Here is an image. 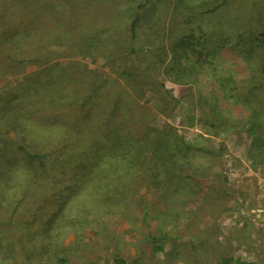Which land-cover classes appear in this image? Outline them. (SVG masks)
I'll use <instances>...</instances> for the list:
<instances>
[{
	"label": "rangeland",
	"instance_id": "obj_1",
	"mask_svg": "<svg viewBox=\"0 0 264 264\" xmlns=\"http://www.w3.org/2000/svg\"><path fill=\"white\" fill-rule=\"evenodd\" d=\"M57 1L0 0V264L250 262L264 147L231 95L264 80V0ZM116 125L129 168L85 170Z\"/></svg>",
	"mask_w": 264,
	"mask_h": 264
},
{
	"label": "trees",
	"instance_id": "obj_2",
	"mask_svg": "<svg viewBox=\"0 0 264 264\" xmlns=\"http://www.w3.org/2000/svg\"><path fill=\"white\" fill-rule=\"evenodd\" d=\"M23 1V5L27 4V0H22ZM42 2L43 6L45 9H47L50 12H57L58 8H57V4H59V2L57 0H52V2H48L49 0H32V3L34 2ZM45 1V2H43ZM61 1V0H60ZM138 20V14L135 15V18L131 21L130 25H129V31L132 37L136 36V26L135 23ZM264 37V31H261L258 36L254 39V42L258 43L260 42ZM264 64V63H263ZM261 73H263V71H260ZM50 73L52 74V70L50 71ZM126 80H130L129 77H125ZM221 84L224 83L226 81V78L224 77H219L217 79ZM105 81H101L98 84H96L91 92L86 95L83 96L82 98H80L78 100V102L75 104L76 105V112H81L83 114L84 117H86L89 122L93 121L97 116L94 115V112L96 110L95 106L93 105V102L96 100V95L98 93H102L105 86H104ZM60 85H61V81H60ZM227 89V88H225ZM228 91V89H227ZM232 97H236L238 100L242 101V103L244 105H246L247 107V114L244 117L245 119L243 120L244 123L248 124L249 126V130H250V145L253 147H255V145H259L264 147V138H260V135H257V132L261 131L262 126L261 122L258 120L260 117H262L264 115V80H260L257 83H255L254 85L250 84V86L247 88L246 92L242 95L241 99H239V97H237L235 94L231 95ZM118 101L116 100L113 104H111V107H109V113L108 115H113V113L115 112V109L117 108ZM130 110V109H129ZM82 114L80 115V117H82ZM99 114V113H98ZM79 117V118H80ZM216 118V116H214ZM219 118H221V115L218 116ZM77 118L76 121L79 119ZM214 118V121H215ZM107 121V120H106ZM107 123H110L109 121H107ZM218 123H224V119H222L221 121H218ZM211 124V123H210ZM107 125V124H106ZM110 126V125H109ZM108 126V127H109ZM211 126H213L214 129H217V123L212 122ZM119 125H116L114 128L112 129H107L106 132H104L102 138L104 139L102 141V143L100 142V139H98L94 144V146H92L90 148V150H92L93 153H91L92 155H86L87 158H89V162H84L81 166L84 167V169L88 170L91 169L94 164H99V165H106L107 164H111V165H118L121 166V172L123 170H127V168H129V162L130 161H125L126 155H125V151L124 152H120V149L125 146L127 143L129 142H125L124 144H122L121 138H126L123 137V135H121L120 131H119ZM75 130L77 131V129L75 128ZM122 132V131H121ZM128 137H130V135L127 134ZM159 139L157 138L156 140L153 139V141H155L156 143H159V145H163V143L168 139L167 137L164 138V136L159 135ZM151 144V141H150ZM157 146V145H155ZM164 146V145H163ZM176 146L178 147V151L181 149L183 151L181 154V157H185L186 154L188 153V151H190L192 149V146H190L187 142L184 141H179V143L176 144ZM163 149V147H162ZM249 155L251 156L252 160L256 159V157L258 156V153L255 154L254 151H250ZM35 157H38V155H35ZM157 160L160 162V164L163 165V163L167 160V157L165 155V153L161 152L160 155L157 157ZM39 167H43L44 162L43 161H39ZM81 177H85V174H81ZM102 178V177H101ZM114 175L111 176V178L108 175H104L103 180H112L113 181ZM91 192V191H90ZM87 193L90 195V193L87 191ZM88 195V196H89ZM85 200H82V202H84ZM52 219V218H51ZM51 219H49L47 222H50ZM76 221V220H74ZM155 249H160L159 247H156ZM58 264H64L63 261L61 259H59V263ZM216 264H252L251 262H242L239 259H231L230 257L227 258H222L220 259Z\"/></svg>",
	"mask_w": 264,
	"mask_h": 264
},
{
	"label": "crops",
	"instance_id": "obj_3",
	"mask_svg": "<svg viewBox=\"0 0 264 264\" xmlns=\"http://www.w3.org/2000/svg\"><path fill=\"white\" fill-rule=\"evenodd\" d=\"M250 253L252 264H264V189H254L250 193ZM241 227V222L238 224ZM242 228V227H241ZM239 236H242L241 230Z\"/></svg>",
	"mask_w": 264,
	"mask_h": 264
}]
</instances>
